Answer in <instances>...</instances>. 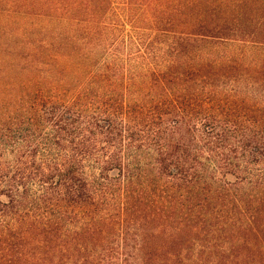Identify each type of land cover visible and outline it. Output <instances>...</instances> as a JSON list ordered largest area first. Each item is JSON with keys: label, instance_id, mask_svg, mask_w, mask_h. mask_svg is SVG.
Returning a JSON list of instances; mask_svg holds the SVG:
<instances>
[{"label": "trees", "instance_id": "trees-1", "mask_svg": "<svg viewBox=\"0 0 264 264\" xmlns=\"http://www.w3.org/2000/svg\"><path fill=\"white\" fill-rule=\"evenodd\" d=\"M0 264H264V0H0Z\"/></svg>", "mask_w": 264, "mask_h": 264}]
</instances>
